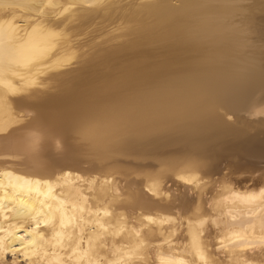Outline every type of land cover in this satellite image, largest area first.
I'll return each mask as SVG.
<instances>
[{
	"label": "bare ground",
	"instance_id": "obj_1",
	"mask_svg": "<svg viewBox=\"0 0 264 264\" xmlns=\"http://www.w3.org/2000/svg\"><path fill=\"white\" fill-rule=\"evenodd\" d=\"M244 115L264 118V0H0V263L264 264V186L166 185L196 193Z\"/></svg>",
	"mask_w": 264,
	"mask_h": 264
},
{
	"label": "rangeland",
	"instance_id": "obj_2",
	"mask_svg": "<svg viewBox=\"0 0 264 264\" xmlns=\"http://www.w3.org/2000/svg\"><path fill=\"white\" fill-rule=\"evenodd\" d=\"M91 30H92V27L89 28L88 30H85L82 33H79V35H77V38L84 41V38L83 37H85V41H88L89 40L88 42H90V43L92 42L91 45L93 43H101L102 40L104 41V40L107 39V36H105V35L98 36L99 35V32L98 31H95L94 32V31H91ZM77 31H78L77 28H74V30L71 29V32H73V33H78ZM93 32L96 33V34H94ZM89 33H91V34H89ZM87 36H88V38H87ZM92 36L95 37L94 40H92V38H93ZM80 37H82V38H80ZM97 37H99L98 40H96ZM101 38H102V40H100ZM51 91H52V89L50 90V92ZM219 110L220 111H218V112L220 114H223L224 113V111H223L224 109L221 108ZM19 114L17 115V117L18 116L20 117L22 115V117H20V119L22 118L21 120H24V118H26V115H27V118L25 120L30 119V117H32V116H30L27 113L25 114L24 112L22 114L21 113H19ZM226 119L227 120H231V121L233 120L230 117H227ZM12 126L13 125H11V128L8 129L7 132L5 131L6 133L2 132L1 135H0V138H2V137L3 138H7L11 134V132L14 133V134L15 133H18V132H16V131H18L17 130V128H18L17 126L18 125H16L17 128L15 126L14 127H12ZM208 160H210V159H208ZM144 161H145L144 162L145 164L148 163V164H146L147 166H145V168H146L147 171L155 172V171H158V170L161 169V167H158L157 165L153 164L152 163V160H144ZM192 163L193 164H196V165L204 166L205 163H206V160L204 159V160H201V161H199L197 163L194 161ZM126 164H129L131 166L143 167L140 163L135 162V161L126 162ZM93 165H95V164H93ZM84 166H87V164H85ZM180 168L181 167H179L178 169H180ZM200 175H203V172L201 170H199L198 176L200 177V180H201L202 183H200L201 184V187L198 188V191L196 193H194L191 189L188 190V188H191V187L189 185L181 184V182H179L178 180H176L177 178L174 177V176L167 177V179H166V181H167L166 185L169 188H172V190H173L172 191V195H174V196L183 195L185 198H187L188 200H190L192 202H194V201L196 202V201L199 200L200 197H204L205 196V193L210 190V188H209L210 185L212 187H215L216 188V187H220V185H222L223 183L224 184L226 183V185H231V187H233V188L236 187L235 189L244 188V189H249V190H251V189L257 190V189H259V188H261V187L264 186V172H256V173H253V172H245V171L233 172V171H230L229 169H226L225 171H223L221 174H218V175H213V172H210L209 174H204L205 176L203 175V180H202V176H200ZM137 179L138 178H136V177H134L132 175V177H129L128 180H137ZM207 185H209V186H207ZM226 185H224V186H226ZM177 191H179V193H177ZM14 260L15 259H13L12 256L8 255L6 257V259L3 260V262L0 263V264H25L24 262H22L20 260H18V261L17 260L14 261ZM0 261H2V260H0Z\"/></svg>",
	"mask_w": 264,
	"mask_h": 264
},
{
	"label": "water",
	"instance_id": "obj_3",
	"mask_svg": "<svg viewBox=\"0 0 264 264\" xmlns=\"http://www.w3.org/2000/svg\"><path fill=\"white\" fill-rule=\"evenodd\" d=\"M232 118V121L222 118V126L234 132L241 131L234 128L242 125L244 131H241L242 136L235 143V151L231 155H223L215 162L213 175L221 174L226 169L233 172H264V157L260 156V145L264 144V118L249 119L245 115ZM254 151L256 153H252Z\"/></svg>",
	"mask_w": 264,
	"mask_h": 264
},
{
	"label": "clouds",
	"instance_id": "obj_4",
	"mask_svg": "<svg viewBox=\"0 0 264 264\" xmlns=\"http://www.w3.org/2000/svg\"><path fill=\"white\" fill-rule=\"evenodd\" d=\"M29 114L31 115L32 113H29ZM56 146H57V149H59L61 147V144H60L59 140L56 141Z\"/></svg>",
	"mask_w": 264,
	"mask_h": 264
}]
</instances>
